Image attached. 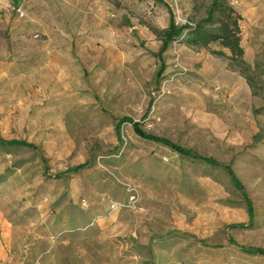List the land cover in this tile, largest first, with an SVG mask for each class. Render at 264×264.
I'll list each match as a JSON object with an SVG mask.
<instances>
[{
  "label": "rangeland",
  "instance_id": "374dc122",
  "mask_svg": "<svg viewBox=\"0 0 264 264\" xmlns=\"http://www.w3.org/2000/svg\"><path fill=\"white\" fill-rule=\"evenodd\" d=\"M211 1L0 0V264H264V0L248 70Z\"/></svg>",
  "mask_w": 264,
  "mask_h": 264
},
{
  "label": "trees",
  "instance_id": "16d2710c",
  "mask_svg": "<svg viewBox=\"0 0 264 264\" xmlns=\"http://www.w3.org/2000/svg\"><path fill=\"white\" fill-rule=\"evenodd\" d=\"M170 11V10H169ZM216 13L225 14L227 22H221L216 29H208L205 26L199 24L194 27H189L188 31V42L194 45L207 46L211 43L218 44L222 49H227L230 52V58L235 62L237 66L243 70H248V65L243 58V49L240 45V29H239V20L241 19L239 13L230 5L227 0H212L210 7L207 10L206 20H211ZM187 25H178L173 15H170L168 26L163 29L162 43L160 50L157 53L159 59H163L162 53L167 50L170 42L177 36L181 35L183 30L187 28ZM218 54H224V51H216ZM163 63H161V66ZM162 71V67L159 70ZM134 131L139 134L142 138L157 140V137L154 135L147 134L141 131L137 123H133ZM4 141L0 137V143ZM10 145H27L25 142L10 140L7 142ZM180 154L194 158V155L190 154L188 151L179 148L178 146H173ZM213 163V162H211ZM215 164V163H213ZM232 182L237 185L235 177L229 172ZM248 210L251 212L250 202L247 200ZM247 252L253 253L254 250L246 249Z\"/></svg>",
  "mask_w": 264,
  "mask_h": 264
}]
</instances>
